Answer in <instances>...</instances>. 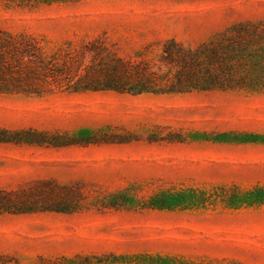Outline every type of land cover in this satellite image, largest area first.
Listing matches in <instances>:
<instances>
[{
	"label": "rangeland",
	"instance_id": "374dc122",
	"mask_svg": "<svg viewBox=\"0 0 264 264\" xmlns=\"http://www.w3.org/2000/svg\"><path fill=\"white\" fill-rule=\"evenodd\" d=\"M253 22H264V0H0V28L35 37L46 53L91 49L82 63L94 76L115 54L149 66L162 85L182 64L179 47ZM0 190L17 191L15 212L0 204V264H232L256 255L264 88L0 93ZM166 192L188 202L148 206Z\"/></svg>",
	"mask_w": 264,
	"mask_h": 264
},
{
	"label": "trees",
	"instance_id": "16d2710c",
	"mask_svg": "<svg viewBox=\"0 0 264 264\" xmlns=\"http://www.w3.org/2000/svg\"><path fill=\"white\" fill-rule=\"evenodd\" d=\"M11 1H20L22 4L25 0ZM178 49L177 57L182 60V64L178 65L172 79L169 77L162 85L149 66L139 67L115 54L109 57L108 64L93 70L96 71L94 76L89 65L82 63V58L91 49L68 45L46 53L35 37L23 33L13 34L0 28V93L41 95L60 89L70 92L113 90L138 94L185 92L190 89L264 88V22L237 23L193 50L183 47ZM163 52L166 59L176 57L169 47ZM102 74L104 78L97 77ZM53 186L70 189L71 185L54 183ZM15 194L17 191L0 190V204L8 208L3 207L4 210L15 212V209L8 207L14 204L10 198ZM185 195L183 192L157 193L150 198L148 206L170 208L181 205L188 202ZM83 257L90 258L88 255ZM232 264L244 263L232 261Z\"/></svg>",
	"mask_w": 264,
	"mask_h": 264
},
{
	"label": "crops",
	"instance_id": "0c3cea01",
	"mask_svg": "<svg viewBox=\"0 0 264 264\" xmlns=\"http://www.w3.org/2000/svg\"><path fill=\"white\" fill-rule=\"evenodd\" d=\"M262 231L261 233L263 234V239H264V222L262 223ZM263 247H257V254H249L247 257H234V259L240 263L244 264H264V242H263Z\"/></svg>",
	"mask_w": 264,
	"mask_h": 264
}]
</instances>
